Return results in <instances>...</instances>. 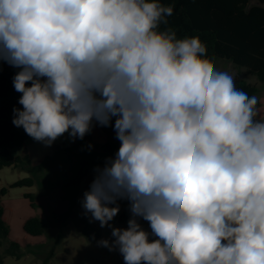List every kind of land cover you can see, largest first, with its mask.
I'll return each mask as SVG.
<instances>
[{
	"label": "clouds",
	"instance_id": "9594fccd",
	"mask_svg": "<svg viewBox=\"0 0 264 264\" xmlns=\"http://www.w3.org/2000/svg\"><path fill=\"white\" fill-rule=\"evenodd\" d=\"M160 0H0L12 123L46 146L113 127L81 202L124 264H264V120ZM114 120V124H113ZM127 201L126 228L110 222ZM148 222L145 230L140 221Z\"/></svg>",
	"mask_w": 264,
	"mask_h": 264
},
{
	"label": "rangeland",
	"instance_id": "374dc122",
	"mask_svg": "<svg viewBox=\"0 0 264 264\" xmlns=\"http://www.w3.org/2000/svg\"><path fill=\"white\" fill-rule=\"evenodd\" d=\"M250 5L259 3L250 1ZM212 63H221L218 71L238 76L247 83L254 80L259 88L257 98L264 97V85L254 76H245L244 68L221 59ZM256 107L258 119L264 120V101ZM106 143L120 146L113 129L95 125L82 140H73L65 133L51 146H46L29 137L22 147L11 150L14 157L27 156V160L18 168L0 170V190L7 189V194L0 198V205L9 229V240L20 245L22 257L18 261L6 258L4 264H124L117 251H109L98 244L102 239H113L111 228H101L98 221H91V214H85L81 204L94 178V169L115 155L102 153L99 144ZM26 178L33 179L32 187L10 188L14 182ZM30 194L34 196V207L25 198ZM118 203L120 212L110 224L126 228L130 218L128 202ZM31 217L43 224L41 238L22 232L23 223ZM140 223L150 231L148 222L141 220Z\"/></svg>",
	"mask_w": 264,
	"mask_h": 264
},
{
	"label": "trees",
	"instance_id": "16d2710c",
	"mask_svg": "<svg viewBox=\"0 0 264 264\" xmlns=\"http://www.w3.org/2000/svg\"><path fill=\"white\" fill-rule=\"evenodd\" d=\"M257 1L259 5H250ZM173 7V15L168 17V24L161 29H173L178 38L199 37L206 46V55L211 60L230 61L234 66L244 68L247 75L254 76L264 83V0H160ZM18 69L0 66V170L18 168L27 157H14L11 150L18 148L30 137L23 128L13 125V109L22 108L18 103L21 93L13 87V77ZM237 89L255 96L258 88L254 84L234 76ZM114 124V120H113ZM113 129V127H106ZM116 143L101 146L105 156L118 151ZM33 179L26 178L14 182L10 188L32 187ZM7 194V189L0 190V198ZM34 207V196L25 195ZM129 215V212H128ZM128 218V216H127ZM22 232L29 237H40L43 232L42 222L35 217L27 219ZM20 245L9 240V229L3 219L0 205V264L6 258L20 260Z\"/></svg>",
	"mask_w": 264,
	"mask_h": 264
},
{
	"label": "crops",
	"instance_id": "0c3cea01",
	"mask_svg": "<svg viewBox=\"0 0 264 264\" xmlns=\"http://www.w3.org/2000/svg\"><path fill=\"white\" fill-rule=\"evenodd\" d=\"M214 61V60H213ZM0 66H2V67H4V68H7V69H12L13 67H11V66H9L6 62H0ZM215 66V68H216V70H218V67H221V63H217V65H214ZM13 69H15V68H13ZM245 76H250V75H247V73H246V71H245ZM234 77V76H233ZM238 77V76H237ZM260 83V82H259ZM250 84H254V85H256L257 86V84H256V82L253 80ZM261 85H264V83H261ZM258 88V87H257ZM258 93H259V88H258V92H257V94L255 95L256 97H257V95H258ZM261 101H264V97H260L259 99H258V103L257 104H259ZM257 119H258V117H257ZM23 145H24V143H23ZM22 145V146H23ZM22 146H20V147H22ZM99 146H100V149H101V144H99ZM27 157V156H26ZM42 234H43V232H42ZM40 238H41V236H40ZM39 239V238H38Z\"/></svg>",
	"mask_w": 264,
	"mask_h": 264
},
{
	"label": "water",
	"instance_id": "95a60500",
	"mask_svg": "<svg viewBox=\"0 0 264 264\" xmlns=\"http://www.w3.org/2000/svg\"><path fill=\"white\" fill-rule=\"evenodd\" d=\"M118 252V251H117ZM119 253V252H118Z\"/></svg>",
	"mask_w": 264,
	"mask_h": 264
}]
</instances>
